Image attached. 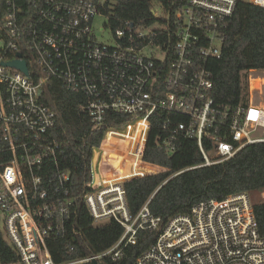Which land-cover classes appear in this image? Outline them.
<instances>
[{
	"label": "built area",
	"instance_id": "obj_1",
	"mask_svg": "<svg viewBox=\"0 0 264 264\" xmlns=\"http://www.w3.org/2000/svg\"><path fill=\"white\" fill-rule=\"evenodd\" d=\"M237 1L151 0L153 18L116 28L107 20L112 45L100 41L94 27L98 15L113 17L112 0H44L36 12L35 0H6L0 21V226L16 260L0 264L119 261L140 230L159 233L133 264H264L252 193L201 200L163 222L149 201L134 215L124 186L167 170L145 159L158 111L167 113L158 148L173 155L182 138H196L203 157L197 166L224 162L264 142V69L244 71L246 87L237 103L221 104L212 95L209 65L222 56L223 26ZM247 1L264 7V0ZM17 59L26 61L27 72L5 64ZM51 79L80 93L93 128L104 130L78 195L71 192L70 171L61 167L65 149L52 132L57 113L44 100ZM110 111L129 120L109 125ZM112 133L120 147L112 144L115 152L130 166L127 176L118 175L104 148ZM77 200L94 226L116 221L124 232L102 252L57 262L49 240L79 234L72 222Z\"/></svg>",
	"mask_w": 264,
	"mask_h": 264
},
{
	"label": "trees",
	"instance_id": "obj_2",
	"mask_svg": "<svg viewBox=\"0 0 264 264\" xmlns=\"http://www.w3.org/2000/svg\"><path fill=\"white\" fill-rule=\"evenodd\" d=\"M43 2L35 0L33 12ZM112 3L113 17H110L109 23L114 28L123 27L126 21L137 23L153 18L151 0H112ZM5 12L6 0H0V21ZM223 31L225 41L222 56L213 59L209 65L214 83L212 95L221 104H234L240 100L246 87L244 71L264 69V7L247 0H238L235 12L225 21ZM121 44L123 46V39ZM80 96L78 92L66 90L56 79L44 85V100L57 113V124L52 132L65 149L61 167L70 171L73 195L85 190V184L90 178L92 147L100 143L104 131L93 128L88 114L81 107ZM166 117L165 112L153 114L145 159L167 170L124 182L128 204L134 215L149 201L153 214L165 222L173 215L188 212L201 200L224 199L234 193L264 190V142L250 144L224 162L197 166L203 162V157L196 138H182L173 155L158 148ZM128 120L126 114L113 111L108 113L109 125L120 126ZM112 144L115 145V142L111 139L110 146ZM207 145L210 147L208 142ZM108 155L113 164L117 165L116 169L122 171L118 175L127 176L130 166L123 165V156L116 153ZM108 172L115 174L113 168H109ZM254 210L259 231L264 235V202L255 201ZM72 216L79 234L49 240L51 253L57 262L102 252L110 248L124 232L122 225L116 221L94 226L82 200L75 202ZM158 233L140 230L137 242L126 246L119 261L106 259L105 264H133L156 241ZM72 245L75 246L73 251L70 250ZM0 259L5 262L16 260V254L1 226Z\"/></svg>",
	"mask_w": 264,
	"mask_h": 264
},
{
	"label": "rangeland",
	"instance_id": "obj_3",
	"mask_svg": "<svg viewBox=\"0 0 264 264\" xmlns=\"http://www.w3.org/2000/svg\"><path fill=\"white\" fill-rule=\"evenodd\" d=\"M106 22H107L106 16L98 15L94 20V27H95V30L97 32V35H98V38L100 41H104L106 43L113 45V44H115V36L113 35V33L109 27H105ZM102 27H104L103 31L101 30ZM112 148H113V146H112ZM260 196H261L260 191L252 192V197H253L254 201L260 200Z\"/></svg>",
	"mask_w": 264,
	"mask_h": 264
},
{
	"label": "bare ground",
	"instance_id": "obj_4",
	"mask_svg": "<svg viewBox=\"0 0 264 264\" xmlns=\"http://www.w3.org/2000/svg\"><path fill=\"white\" fill-rule=\"evenodd\" d=\"M108 18H107V20H108V22H109V20H110V16L108 15L107 16ZM111 139L116 143L114 146L116 147V149L117 150H119V143H118V141H117V138L115 137V135H114V133H112L110 136H108L107 137V139H106V141H105V146H104V148L105 149H109L111 152L110 153H116V154H119V153H117V152H115V148L113 147L112 148V146L110 147V142H111ZM121 146V145H120ZM118 147V148H117ZM117 172H119V171H117Z\"/></svg>",
	"mask_w": 264,
	"mask_h": 264
},
{
	"label": "water",
	"instance_id": "obj_5",
	"mask_svg": "<svg viewBox=\"0 0 264 264\" xmlns=\"http://www.w3.org/2000/svg\"><path fill=\"white\" fill-rule=\"evenodd\" d=\"M5 64L17 67L19 69H22L25 72L28 71L27 63L24 60L22 61V60L17 59V60L11 61V62H6Z\"/></svg>",
	"mask_w": 264,
	"mask_h": 264
},
{
	"label": "crops",
	"instance_id": "obj_6",
	"mask_svg": "<svg viewBox=\"0 0 264 264\" xmlns=\"http://www.w3.org/2000/svg\"><path fill=\"white\" fill-rule=\"evenodd\" d=\"M115 144H116V143H115ZM112 153H113V152H112ZM117 171H119L118 174H119L120 172H122V171H120V170H117ZM114 173H115V172H114ZM111 174H113V173H111Z\"/></svg>",
	"mask_w": 264,
	"mask_h": 264
}]
</instances>
